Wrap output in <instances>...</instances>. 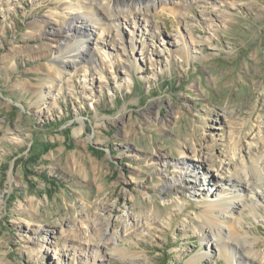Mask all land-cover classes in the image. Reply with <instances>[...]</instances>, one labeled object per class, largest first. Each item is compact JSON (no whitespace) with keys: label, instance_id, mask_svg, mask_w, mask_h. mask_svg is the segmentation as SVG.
Here are the masks:
<instances>
[{"label":"rangeland","instance_id":"rangeland-1","mask_svg":"<svg viewBox=\"0 0 264 264\" xmlns=\"http://www.w3.org/2000/svg\"><path fill=\"white\" fill-rule=\"evenodd\" d=\"M116 1L0 0V264H260L199 229L203 200L264 150V0H125L129 12L118 0L127 13L112 28ZM73 9L92 27L45 51ZM83 34L111 60L102 77L64 63ZM61 67L68 77L48 82ZM193 167L200 191L165 189ZM254 201L231 217L264 259Z\"/></svg>","mask_w":264,"mask_h":264},{"label":"bare ground","instance_id":"bare-ground-1","mask_svg":"<svg viewBox=\"0 0 264 264\" xmlns=\"http://www.w3.org/2000/svg\"><path fill=\"white\" fill-rule=\"evenodd\" d=\"M116 2H118V0ZM119 2L123 3L126 8L132 5L130 3H127V1L125 0H121V1L119 0ZM119 2L115 6L113 4L112 5L110 4L107 8L108 13L107 14L105 13L107 15V19L109 20L108 25L111 26L112 28L118 27V25H120L118 24L119 20L121 19L122 16L125 15V12L127 13V10L125 9V7L123 8V7L118 6V4H120ZM159 3L163 5V3L165 4V0H159ZM152 6L155 7V10H156L155 3H153ZM135 10L142 11L141 7L135 8ZM129 11H132V9H128V12ZM74 14H77L76 9L71 10V12L69 13V19L67 20L68 21L67 27H64L60 30H54V34H53L54 38L51 40V42L45 44V48H44L45 51L55 48L57 50H60V52L62 53L64 45H69L72 42H73V46L72 45L71 46L74 48L77 46L78 43H77V40L75 39L76 37L73 36L70 33V31L75 30L76 33H78L79 31L80 33H82V31L90 30L88 26H91V25L86 24L85 26V22H81L82 24H84L83 27L81 25L77 26L74 20L71 19V16ZM83 36L85 37V40H83V45L80 46L82 49L81 56H77V55L73 56V57H79L77 59L68 58L66 61H64V63L73 67L74 70H76L79 67L80 63H82L81 67L84 68L83 69L84 78L86 79H87L88 73L89 74L96 73L97 75H100V77H102V71L104 70V65L107 62L111 63V60L110 58L107 57V54L103 53L102 50L99 49L97 46L93 48L94 53H91V52L87 53L85 49H83V46L85 45L87 40H91V35L83 34ZM88 63L92 64L91 67L87 65ZM49 66L51 65L49 64ZM62 68L63 67H61V69L59 70H55L53 73H52V70L49 69L47 72V75L50 78L48 82L53 83L57 80L56 78L58 77H63V76L68 77V72L66 73L67 74L66 75L65 73H63ZM67 82L68 83L71 82V76H69ZM237 144H238L237 141L232 144L231 149H233V155L230 159H234V161L238 164V161L241 157L238 154V151L240 152L239 150L240 147ZM204 149H207L208 151H210L208 146L201 148L203 152H204ZM204 161L211 162L213 166L217 165V160L213 156L209 158L208 156L205 157ZM250 162L251 164L248 165L247 163L241 160V163H240L241 167L238 171H236V169L227 171L228 172L226 173L227 175L225 174L224 176V184H223L224 187L222 188L223 192H221L219 195H216V197L213 199L207 200L206 198L203 200V202L206 205V209L203 215H201L202 224L200 226L199 232L202 233V239H205V238L213 239L216 242V245L219 247L222 254L226 253L227 251V247L225 245H227L228 243H234V246L236 249L238 248L240 249V251L245 252L243 256L248 262L252 263L256 261L257 259L260 264H264V259L260 258L258 254L254 253L253 251L252 247H254L253 245L254 243L250 242L251 240L247 239V236L237 237L234 226L238 227L239 228L238 230H241V226L239 224L236 225L235 219L231 217V215L234 214V211L240 208V206H238V203H239L238 201H242V202L246 201L243 204V207H244L247 204L253 205L255 202L254 201L255 196L258 198L264 197L263 191L259 190L261 188H264V150L261 156H259L258 158L254 160L253 159L250 160ZM196 169H199V167H193L192 170H190L189 168H184L183 174L187 176L184 177L183 174H181L180 176L178 175L177 179H175L173 182L167 181L166 182L167 184L166 183L164 184L165 189L166 188L181 189L182 186L193 185L192 186L193 189H196V191H200L202 184L198 185L194 183L192 180V176H193L192 173L195 172ZM246 189L248 190V192H250L251 195L242 197V195L237 196L235 194V192H239V191L245 192L247 191ZM233 204H234L233 209L229 210V208ZM242 239L243 240L246 239V242L248 241L249 243L241 242L240 240ZM29 241H32V240H29ZM92 241L95 242L98 246H100V251L102 249L101 247L105 248V246L107 247L110 246L108 242H106V239H103V240L93 239ZM114 245H115L114 247H116V249L118 250H126L130 248V247H125V246L120 248V246H116L115 243ZM202 257H204V255L198 256L197 260H200Z\"/></svg>","mask_w":264,"mask_h":264}]
</instances>
